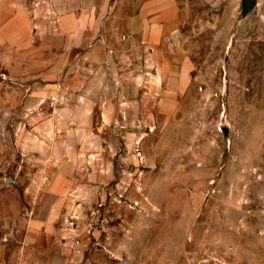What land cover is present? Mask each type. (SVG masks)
Wrapping results in <instances>:
<instances>
[{
	"label": "rangeland",
	"instance_id": "374dc122",
	"mask_svg": "<svg viewBox=\"0 0 264 264\" xmlns=\"http://www.w3.org/2000/svg\"><path fill=\"white\" fill-rule=\"evenodd\" d=\"M148 1L0 0V264H264V0Z\"/></svg>",
	"mask_w": 264,
	"mask_h": 264
},
{
	"label": "crops",
	"instance_id": "0c3cea01",
	"mask_svg": "<svg viewBox=\"0 0 264 264\" xmlns=\"http://www.w3.org/2000/svg\"><path fill=\"white\" fill-rule=\"evenodd\" d=\"M160 0H149L148 2L149 3H153V2H155V4H158L157 2H159ZM134 19L135 20H138L139 21V25H140V22L142 21V16L141 15H138L137 17L135 16L134 17ZM170 20H172V19H170ZM171 29H174V24H172V26H171ZM110 110H107L106 108L104 109V115H105V117L107 116V117H109L110 116ZM109 118H106V120H108ZM65 162V159H63V163ZM62 177H61V175H59V176H57L56 178H53V183H51V185L50 186H45V185H42V187H40L41 186V184L39 185V188L36 190V191H34V188H33V186H29L28 187V190H30V188H31V190H32V192L34 193L35 192V194H37L38 193V195L40 194V195H45L46 194V192L48 191V190H51V191H56L57 189H58V183H56L55 182V180H58V179H61ZM41 188V189H40ZM30 223H32V221H30Z\"/></svg>",
	"mask_w": 264,
	"mask_h": 264
},
{
	"label": "water",
	"instance_id": "95a60500",
	"mask_svg": "<svg viewBox=\"0 0 264 264\" xmlns=\"http://www.w3.org/2000/svg\"><path fill=\"white\" fill-rule=\"evenodd\" d=\"M254 3H255V0H246V6L247 7L251 6ZM10 179H11V177H6L5 181H9Z\"/></svg>",
	"mask_w": 264,
	"mask_h": 264
}]
</instances>
